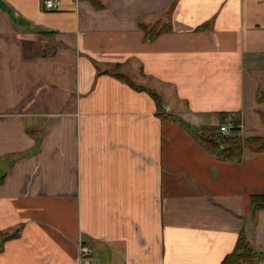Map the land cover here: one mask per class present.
<instances>
[{
	"label": "crops",
	"instance_id": "0c3cea01",
	"mask_svg": "<svg viewBox=\"0 0 264 264\" xmlns=\"http://www.w3.org/2000/svg\"><path fill=\"white\" fill-rule=\"evenodd\" d=\"M43 1L0 0V264H264V153L202 135L264 136V0Z\"/></svg>",
	"mask_w": 264,
	"mask_h": 264
},
{
	"label": "trees",
	"instance_id": "16d2710c",
	"mask_svg": "<svg viewBox=\"0 0 264 264\" xmlns=\"http://www.w3.org/2000/svg\"><path fill=\"white\" fill-rule=\"evenodd\" d=\"M141 25L144 31L145 39L151 41L156 40L161 34L172 29L170 23L164 22L163 20H157L153 23H142ZM43 35L47 37L53 36L51 32L46 31L43 32ZM44 53L45 55H53L56 53V49L53 46L47 45L44 49ZM120 69L121 64L117 63L116 65H114L113 69H107L104 72H109L117 75L119 78L128 82L136 89H147L142 85H138L131 79V77H129L125 73H122ZM147 90L153 95L154 99L156 100L160 114H163L165 112V105L161 95L152 89ZM259 98L261 101H264L263 91L260 92ZM262 118L264 120V113L262 115ZM236 121L237 123L239 122L237 118ZM203 134H206L205 141L207 142L209 147L214 152L221 154L223 158L229 161H241L246 150L252 153H264V136L262 135H249L244 139H241L242 137L238 136V133L230 135L222 134L220 132V125L204 130L202 132V135ZM217 137L220 138L218 139ZM251 205L254 209L264 208V194H253L251 196ZM1 249L0 239V252ZM261 259L262 254L254 248L245 234L241 233L235 249L224 258L222 264H259Z\"/></svg>",
	"mask_w": 264,
	"mask_h": 264
},
{
	"label": "built area",
	"instance_id": "2783aa9c",
	"mask_svg": "<svg viewBox=\"0 0 264 264\" xmlns=\"http://www.w3.org/2000/svg\"><path fill=\"white\" fill-rule=\"evenodd\" d=\"M43 4L47 9H58L61 6L60 0H44ZM238 128V129H237ZM241 124L236 121L235 116L231 115L220 124V132L225 135L240 133ZM81 256L84 261L90 262L94 253V247L89 243H81Z\"/></svg>",
	"mask_w": 264,
	"mask_h": 264
},
{
	"label": "rangeland",
	"instance_id": "374dc122",
	"mask_svg": "<svg viewBox=\"0 0 264 264\" xmlns=\"http://www.w3.org/2000/svg\"><path fill=\"white\" fill-rule=\"evenodd\" d=\"M238 136H241L242 138L241 139H244L245 137H246V135H244L243 133H238L237 134ZM221 136V135H220ZM218 139L220 138V137H217Z\"/></svg>",
	"mask_w": 264,
	"mask_h": 264
}]
</instances>
